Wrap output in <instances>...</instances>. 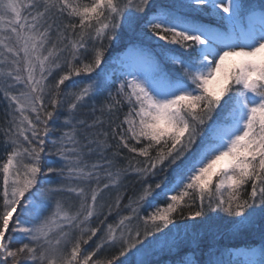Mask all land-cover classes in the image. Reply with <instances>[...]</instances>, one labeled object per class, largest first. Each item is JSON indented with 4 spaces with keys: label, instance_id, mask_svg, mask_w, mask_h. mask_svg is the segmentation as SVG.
<instances>
[{
    "label": "snow or ice",
    "instance_id": "snow-or-ice-1",
    "mask_svg": "<svg viewBox=\"0 0 264 264\" xmlns=\"http://www.w3.org/2000/svg\"><path fill=\"white\" fill-rule=\"evenodd\" d=\"M0 264H264V0H0Z\"/></svg>",
    "mask_w": 264,
    "mask_h": 264
},
{
    "label": "trees",
    "instance_id": "trees-1",
    "mask_svg": "<svg viewBox=\"0 0 264 264\" xmlns=\"http://www.w3.org/2000/svg\"><path fill=\"white\" fill-rule=\"evenodd\" d=\"M129 195L132 193V191H133V188H132V186H131V184L129 185ZM213 227H215V226H213ZM225 242H227V241H225ZM234 243H242V242H244L243 241V239L242 240H239V241H233Z\"/></svg>",
    "mask_w": 264,
    "mask_h": 264
}]
</instances>
